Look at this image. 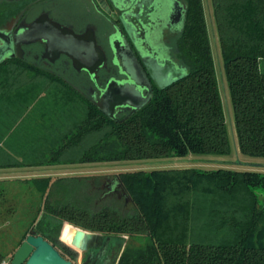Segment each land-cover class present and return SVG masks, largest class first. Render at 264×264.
<instances>
[{
  "label": "trees",
  "instance_id": "obj_1",
  "mask_svg": "<svg viewBox=\"0 0 264 264\" xmlns=\"http://www.w3.org/2000/svg\"><path fill=\"white\" fill-rule=\"evenodd\" d=\"M0 1L9 4L0 6V19L7 20L13 10L4 12L16 0ZM210 2L239 154L264 158V0ZM179 50L186 75L156 89L137 113L117 121L90 104L71 124L52 121L49 132L43 126L53 116L49 106L65 107L81 94L40 68L6 60L0 65V142H6L0 144V169L229 157L232 143L203 0H187ZM20 141L37 143L25 147ZM44 180L37 229L67 260L76 255L59 241L62 227V236L68 228L65 240L72 230L69 245L75 227L137 239L139 245L127 244L118 264H264V171H124L117 175L118 192L106 191L97 177L98 193L81 198L65 191L67 178ZM14 254L0 251V264L11 263Z\"/></svg>",
  "mask_w": 264,
  "mask_h": 264
},
{
  "label": "flooded vegetation",
  "instance_id": "obj_2",
  "mask_svg": "<svg viewBox=\"0 0 264 264\" xmlns=\"http://www.w3.org/2000/svg\"><path fill=\"white\" fill-rule=\"evenodd\" d=\"M11 10L7 20L1 17L0 31L7 35L8 49H14L12 59L61 78L96 107L104 106L102 91L110 82L128 80L115 61L112 38L116 26L122 28L153 94L157 86L150 71L165 83L186 70L180 60L179 43L186 23L187 0H17L4 14ZM123 21L130 25L131 34ZM52 23L82 39L61 33ZM85 67L93 69L94 74ZM141 94L147 96L148 91L144 89ZM130 112L129 108L119 107L115 115L118 119ZM117 185L115 179L108 187L110 192H118ZM37 227L38 222L22 243L31 235L41 236ZM109 238L102 248L84 252L85 262L89 259V264H116L123 241Z\"/></svg>",
  "mask_w": 264,
  "mask_h": 264
},
{
  "label": "rangeland",
  "instance_id": "obj_3",
  "mask_svg": "<svg viewBox=\"0 0 264 264\" xmlns=\"http://www.w3.org/2000/svg\"><path fill=\"white\" fill-rule=\"evenodd\" d=\"M203 3L205 8L206 19L208 22L212 49L217 66V75L219 79V87L223 101V108L225 111V115L229 127V134L232 143V155H230L229 157H222V158H215V157L205 158V157H197V156H188L186 158H174V159H164V160L124 161L118 163H102V164L98 163V164H84V165L80 164V165H67V166L66 165L45 166V167H36L37 169L36 172L38 176V178L36 179H31V180H24L22 178H7L5 180L1 179L0 180V251L6 254H10L9 256H11L12 253L14 254L15 251L17 250L16 247H18V245L22 243L29 229L33 225H35L36 221L42 215L41 207L45 197L44 192L48 184L47 182L48 180H44L46 178L50 179L51 182L55 181L58 178L69 179L67 182H65L66 183L65 191H67L71 195L73 194L76 197L81 198L87 194L98 193V191L96 192V187H95L97 177H101V180L105 185V190L109 192L110 190L108 187L113 183L115 179H117V175L124 171H133V170L148 171V170H158V169H167V168H179L185 166L186 167L191 166L194 168H198L201 170H208V171L217 170L218 168H225V167L231 168V170H235V171H246V170L264 171V158H253L239 154L236 143L235 131H234V110L230 98L229 89L226 83V78L224 75L223 64L220 57L219 44H218V39L216 37L213 16H212V5L210 0H203ZM0 6L7 7L9 6V4L0 1ZM90 104L92 103L86 98H84L82 95L75 94L72 100H70L65 107L60 105L59 107L54 106V108H51L49 106L50 109L49 113L53 112V116L49 114V116L45 120V124L43 126H45L46 129L44 131L49 132L51 130L52 121H54L53 123H55V125H61L69 122L68 119H70V124H71L73 121H75V119H77L80 115H82L86 111L87 107ZM30 109L35 111V108H33V106L28 108V110ZM32 120L38 122V120L35 118ZM40 122L42 121H39V123ZM30 130H31L30 132L34 131V128H30ZM27 135L29 136V133ZM32 135L33 134L31 133V139H32ZM36 143L31 141L30 142L25 141L24 144L23 142L20 141V145L22 144L25 147H33L32 145ZM24 174L25 173L23 172L18 175L24 177ZM86 178H88L89 182L91 183L88 184L86 183V181H83ZM85 184H87V186H84ZM124 198L125 197L123 195L119 199V202L121 204L123 203ZM106 199H104L105 203L109 204L110 202L107 201ZM79 201H81V199H76L75 203L80 206L81 202ZM128 204H131L129 199L127 205ZM122 209L124 210V208ZM48 221H50L51 226L56 225L55 221L53 220H48ZM63 228L64 227H62L61 232L57 234L59 241L62 242L64 245H66L69 249H71L73 253L76 255V259L75 261H73L75 264H85V260H84L85 257L83 253L78 252L72 248L73 239L77 233V230L72 234L69 245L68 238L72 230L68 232L65 240L64 238L68 228L65 229L64 234L62 236ZM75 228L80 229L77 227ZM125 238H126L125 239L126 245L127 244L139 245L137 239L131 240L127 237Z\"/></svg>",
  "mask_w": 264,
  "mask_h": 264
},
{
  "label": "water",
  "instance_id": "obj_4",
  "mask_svg": "<svg viewBox=\"0 0 264 264\" xmlns=\"http://www.w3.org/2000/svg\"><path fill=\"white\" fill-rule=\"evenodd\" d=\"M118 3L122 4V1H118ZM124 13H126V11H124ZM123 24L126 30H128V32L131 34L130 25L124 21ZM52 25L61 33L72 35L77 40L82 39L78 36H75L72 31L63 28L59 24L52 23ZM116 31V34L112 38V44L115 52V61L120 67L121 73L127 76L128 80L124 82H110L107 88L102 91L101 101L103 102L104 106L98 107V109L107 117L119 121L115 115L116 109L119 107L131 109V112L128 116L137 113L152 99L153 87L149 82L143 68L133 56V52L123 33L122 28L116 26ZM4 36L7 35H5L3 31H0V65L6 60L12 59L15 56L13 47L8 49L9 45ZM17 46L19 51V45ZM85 69L89 71L90 74H94L93 69L90 67H85ZM150 75L157 86V89L162 90L184 77L186 75V70L179 78L168 80L165 83H160L152 71H150ZM144 89L148 91L147 96H143L141 94L142 90ZM118 186H121L119 181L117 187ZM125 239L126 238H123V247L116 264L119 263L121 255L125 249ZM109 241L110 238L105 237L104 235L77 229L72 248L78 252L84 253L88 252L89 250L100 249L106 243H109ZM10 264H73V262L65 259L61 253L42 236L36 237L31 235L17 249ZM85 264H89V259L85 262Z\"/></svg>",
  "mask_w": 264,
  "mask_h": 264
},
{
  "label": "crops",
  "instance_id": "obj_5",
  "mask_svg": "<svg viewBox=\"0 0 264 264\" xmlns=\"http://www.w3.org/2000/svg\"><path fill=\"white\" fill-rule=\"evenodd\" d=\"M0 144L4 145L6 144L5 142V138L2 142H0ZM37 169L36 167L33 168H10V169H0V180L1 179H7V178H22L24 180H31V179H36L38 178L37 176ZM25 173L24 177H22L21 175H18L20 173ZM26 175V177H25ZM48 177V176H45ZM44 178V177H43Z\"/></svg>",
  "mask_w": 264,
  "mask_h": 264
},
{
  "label": "built area",
  "instance_id": "obj_6",
  "mask_svg": "<svg viewBox=\"0 0 264 264\" xmlns=\"http://www.w3.org/2000/svg\"><path fill=\"white\" fill-rule=\"evenodd\" d=\"M3 264H10V262L5 261V262H3Z\"/></svg>",
  "mask_w": 264,
  "mask_h": 264
}]
</instances>
